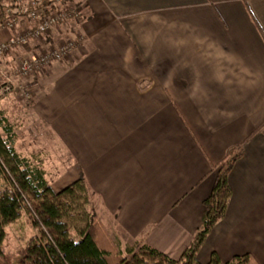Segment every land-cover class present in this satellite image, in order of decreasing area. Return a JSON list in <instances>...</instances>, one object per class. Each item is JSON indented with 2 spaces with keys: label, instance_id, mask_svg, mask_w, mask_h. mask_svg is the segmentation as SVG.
<instances>
[{
  "label": "crops",
  "instance_id": "crops-1",
  "mask_svg": "<svg viewBox=\"0 0 264 264\" xmlns=\"http://www.w3.org/2000/svg\"><path fill=\"white\" fill-rule=\"evenodd\" d=\"M85 3L39 39L82 37L46 67L29 117L75 160L117 251L179 260L232 160L224 215L196 259L264 264V0Z\"/></svg>",
  "mask_w": 264,
  "mask_h": 264
},
{
  "label": "trees",
  "instance_id": "trees-1",
  "mask_svg": "<svg viewBox=\"0 0 264 264\" xmlns=\"http://www.w3.org/2000/svg\"><path fill=\"white\" fill-rule=\"evenodd\" d=\"M17 3L6 0L0 5V26L6 16L5 8L12 9L20 23L28 21L29 0ZM70 0H42L45 14L57 8L55 3ZM26 3V5H25ZM1 28V27H0ZM0 114V257L6 238L5 228L29 215L32 227L38 230L21 254L26 264H200L196 255L213 226L225 212L230 197L226 177L232 160L223 165L210 196L204 201L202 223L188 249L179 260H172L145 245L129 256H120L93 209L88 208V189L79 178L62 191L55 193L45 180L43 169L22 158L13 147L10 128ZM37 156V154L35 153ZM39 158V157H38ZM40 159V158H39ZM37 160L41 164L40 160ZM207 264H223L212 254ZM226 264H258L250 256L236 257Z\"/></svg>",
  "mask_w": 264,
  "mask_h": 264
},
{
  "label": "rangeland",
  "instance_id": "rangeland-1",
  "mask_svg": "<svg viewBox=\"0 0 264 264\" xmlns=\"http://www.w3.org/2000/svg\"><path fill=\"white\" fill-rule=\"evenodd\" d=\"M39 1L42 2V0ZM85 1H59L58 4L55 3V6L61 9H69L81 5L85 9ZM15 2L28 3L25 0H15ZM30 25V23L24 22L23 27L28 28ZM50 47L40 40L30 41L26 46L16 48L0 59V114L6 120V128L8 127L11 130L10 135L13 138V147L16 153L30 161L32 165L43 169L46 182L50 183L55 193H58L78 180L77 177L79 175L76 174L77 167L75 160L73 158L71 160V157L69 158L71 154L69 152L66 153L67 150L61 148L58 140L52 141V134L49 133L48 128H45L41 122H33L29 117L32 96L42 91L44 80H46L44 79V75L48 70L45 67L36 72L37 74L32 73L26 78L13 76V71L18 61L42 54ZM22 91H28L30 94V101L27 105L23 103ZM38 159L41 161V164L37 162ZM87 194L89 199L88 208L90 210L93 208L92 199L89 191ZM95 216H97V213H95ZM97 220L99 222L98 218ZM104 224L108 226L109 221ZM5 231L6 238L2 251L3 256L0 257V264H26L25 262H21V254L28 242L38 234V230L32 227L29 222L28 213L24 211L21 218L15 224L6 226ZM116 246L124 249L122 245ZM116 246L115 249L117 251ZM132 249L133 252L138 251V248L130 245L127 250H124L125 252L120 253L117 251V253L122 257L129 256L131 253L126 255V251ZM151 264H154V262L151 261Z\"/></svg>",
  "mask_w": 264,
  "mask_h": 264
},
{
  "label": "built area",
  "instance_id": "built-area-1",
  "mask_svg": "<svg viewBox=\"0 0 264 264\" xmlns=\"http://www.w3.org/2000/svg\"><path fill=\"white\" fill-rule=\"evenodd\" d=\"M4 2L6 0H0V5ZM29 3L30 9L27 15V22L31 25L28 28L21 26L20 19L18 16L12 14V9L8 7L4 9L6 18L1 24L0 29L9 32L10 36L7 39L0 40V59L15 48L22 47L30 41L41 39L53 27L81 17V5L69 9L53 10L45 14V10L41 8V1L29 0ZM81 40L82 37L79 36L78 38L49 48L42 54L33 56L30 59L18 61L13 71V76L26 78L32 73L49 66L52 62L65 59L72 53L76 44L81 42ZM22 93L23 103L27 105L30 101V94L28 91H22Z\"/></svg>",
  "mask_w": 264,
  "mask_h": 264
}]
</instances>
